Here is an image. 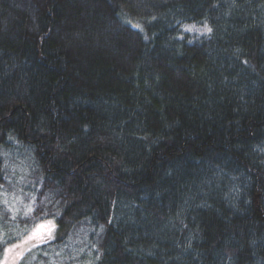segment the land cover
<instances>
[{"label": "trees", "instance_id": "1", "mask_svg": "<svg viewBox=\"0 0 264 264\" xmlns=\"http://www.w3.org/2000/svg\"><path fill=\"white\" fill-rule=\"evenodd\" d=\"M47 223L18 264H264V0H0V264Z\"/></svg>", "mask_w": 264, "mask_h": 264}, {"label": "rangeland", "instance_id": "2", "mask_svg": "<svg viewBox=\"0 0 264 264\" xmlns=\"http://www.w3.org/2000/svg\"><path fill=\"white\" fill-rule=\"evenodd\" d=\"M206 29L209 28L203 25H190L184 27V31L186 33H189L191 36H200L204 34L206 35L209 33V31H206ZM52 228L53 225L50 223L40 225L30 236L26 237L17 245L11 247V251H7L4 258V264H18V261L22 257L24 251L40 244V241H44L46 239V234L49 233L50 229Z\"/></svg>", "mask_w": 264, "mask_h": 264}, {"label": "snow or ice", "instance_id": "3", "mask_svg": "<svg viewBox=\"0 0 264 264\" xmlns=\"http://www.w3.org/2000/svg\"><path fill=\"white\" fill-rule=\"evenodd\" d=\"M186 30H191V29H186ZM206 31H211V29H206ZM18 247V246H17ZM7 251H11V249H7Z\"/></svg>", "mask_w": 264, "mask_h": 264}]
</instances>
